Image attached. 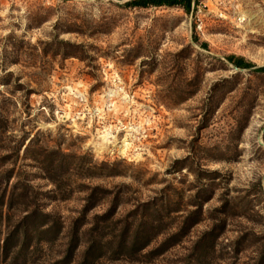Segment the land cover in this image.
I'll use <instances>...</instances> for the list:
<instances>
[{
	"label": "rangeland",
	"instance_id": "1",
	"mask_svg": "<svg viewBox=\"0 0 264 264\" xmlns=\"http://www.w3.org/2000/svg\"><path fill=\"white\" fill-rule=\"evenodd\" d=\"M126 1L0 0V264H264V0Z\"/></svg>",
	"mask_w": 264,
	"mask_h": 264
},
{
	"label": "trees",
	"instance_id": "2",
	"mask_svg": "<svg viewBox=\"0 0 264 264\" xmlns=\"http://www.w3.org/2000/svg\"><path fill=\"white\" fill-rule=\"evenodd\" d=\"M197 3V0H127L125 2V5L128 7H138V8H150V7H160V6H181L185 8L187 11L190 10L192 7L193 3ZM227 59L231 62L236 64L239 68H253L256 65L246 61L243 57H238L235 55H230L227 57ZM255 71H264V66L257 67L255 68ZM4 121L3 116L0 113V123ZM14 173V170H7V177L9 181L11 180V176ZM57 183L56 181H54ZM9 183V182H8ZM31 187L29 184L25 182V184L22 186L21 181H17L15 184L12 185V187L6 188V191L4 195H2V202L1 204L7 203L9 209H14V208H20L22 206H27V201L29 199V194L26 192L27 188ZM26 188V189H25ZM20 190L22 192H20ZM6 199L8 200L6 202ZM38 214L39 217H42V228H40V232H38V236L41 237L42 239L51 242L54 241L55 239L59 238L60 233L62 232L63 224L61 221L57 220L56 218L52 217L49 214H44V213H39L35 212ZM33 214V213H32ZM32 214H28L25 217V229L23 231V236L29 235L28 233V226L30 223L33 221H30V218L32 217ZM21 230V228L19 229ZM134 243V242H133ZM76 250V245L71 243L70 247L68 249L70 257L75 253ZM88 253V252H87ZM87 255V254H86ZM91 261L89 259V256L87 255L86 260L82 264H90Z\"/></svg>",
	"mask_w": 264,
	"mask_h": 264
},
{
	"label": "water",
	"instance_id": "3",
	"mask_svg": "<svg viewBox=\"0 0 264 264\" xmlns=\"http://www.w3.org/2000/svg\"><path fill=\"white\" fill-rule=\"evenodd\" d=\"M234 67H235L236 69H239V70H241V69H240L238 66H236V65H235Z\"/></svg>",
	"mask_w": 264,
	"mask_h": 264
},
{
	"label": "built area",
	"instance_id": "4",
	"mask_svg": "<svg viewBox=\"0 0 264 264\" xmlns=\"http://www.w3.org/2000/svg\"><path fill=\"white\" fill-rule=\"evenodd\" d=\"M199 1V0H198Z\"/></svg>",
	"mask_w": 264,
	"mask_h": 264
}]
</instances>
